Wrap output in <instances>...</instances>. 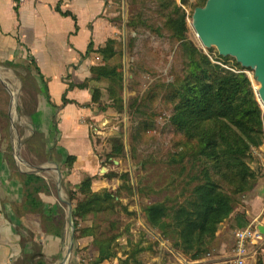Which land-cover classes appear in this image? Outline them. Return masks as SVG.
Masks as SVG:
<instances>
[{"label":"rangeland","instance_id":"rangeland-1","mask_svg":"<svg viewBox=\"0 0 264 264\" xmlns=\"http://www.w3.org/2000/svg\"><path fill=\"white\" fill-rule=\"evenodd\" d=\"M174 1L185 14L186 39L213 65L231 72L242 68L264 118V105L257 96L259 83L253 71L242 67L234 58L221 55L214 46H203L192 27L195 10L204 7L207 0ZM167 13L159 9L156 0H107L105 18L113 28L110 39L115 50L107 66L121 74L122 88L117 90L121 101L116 104L109 99L107 80L91 81L95 75L90 69L103 63L99 55L91 56L93 64L87 67L86 73L80 70L76 75H66L70 92L66 95L80 101L81 107L76 108L88 109V115L77 120L89 132L91 151L87 160L83 149H78L77 169H74L75 162L72 165L65 162L68 153L64 141L82 137L81 132L71 134L72 126L67 122L59 129L61 109L50 104L46 82L28 56L21 51L7 59L0 56V164L6 177L9 176L7 191L11 192V199L5 205L11 220L17 222V230L24 233V242L32 246L34 263L94 264L98 255L94 238L104 239L105 246L110 240L112 257L101 264H124L125 260L127 264H189L192 261L190 253H184L174 240L153 228L143 212L151 204L183 203L196 183L189 182V178L198 170L186 138L169 122L172 107L170 99L164 97L165 87L183 75L186 61L179 43L171 38L170 27L165 24ZM80 85L86 86L87 97L84 89L78 88ZM49 94L55 102L60 101L57 83L50 85ZM93 94L98 95L96 103ZM60 104L66 103L60 101ZM68 114L72 115V110ZM141 122H149L150 127L138 135L136 128ZM255 155L252 153L248 160L249 166ZM89 174L93 177L92 190H107L115 195V201L112 207L78 218L74 228L73 218L69 220V206L72 209L84 199L78 187ZM26 175L41 180L33 198L41 203L42 213L25 208ZM4 192L3 188L1 194ZM69 192L76 194L71 202ZM241 200L237 207L242 210ZM45 209L53 211L52 217H47L49 213ZM228 222H224L227 226L216 236L208 254L197 260L199 264H211L229 255L236 222L232 225ZM52 227L61 229V238L51 239L45 233V228ZM71 235L74 242L67 254ZM48 240L56 244L52 258L43 255Z\"/></svg>","mask_w":264,"mask_h":264},{"label":"trees","instance_id":"trees-1","mask_svg":"<svg viewBox=\"0 0 264 264\" xmlns=\"http://www.w3.org/2000/svg\"><path fill=\"white\" fill-rule=\"evenodd\" d=\"M159 9L167 13L171 38L179 43L185 56L184 72L181 78L165 87V98L170 99L172 113L171 126L186 138L190 155L198 162L196 174L189 182H196L183 203L167 206L165 203L151 204L143 212L148 223L169 239L184 253H190L192 261L208 254L220 225L233 216L237 229L244 228L248 221L242 213H236L241 197L250 192L256 181L248 160L255 149L264 143V118L248 76L241 71L231 72L213 65L190 41L186 39L185 14L174 0H156ZM182 2V0H181ZM185 2V0H183ZM57 12H60L56 9ZM70 16L68 13H61ZM114 41L106 43L94 53L102 58L103 66L91 68L95 75L91 81L107 80L109 99L120 103L118 91L122 88L121 74L107 62L115 56ZM93 52L91 44L87 53ZM41 77L34 60L28 57ZM79 89H87L80 85ZM93 102L98 99L93 94ZM64 103L65 99L62 100ZM136 128L138 135L149 131V122H141ZM65 162L72 165L75 157L66 155ZM113 176V175H111ZM111 176H109L111 178ZM39 178L26 175L24 181L25 208L32 212L41 211V203L33 198L37 192ZM93 177L87 176L79 185V193L84 199L72 207L74 228L76 220L86 214L100 212L112 207L115 195L109 191L94 192ZM33 185V186H32ZM32 188V191H30ZM75 193L69 192L70 202ZM49 216L52 210L45 209ZM236 213V214H234ZM61 229L45 228V232L59 235ZM97 258L94 264L110 259V240L94 238ZM42 256V254H38ZM35 254L24 257L22 264L34 263ZM125 260L124 264H127Z\"/></svg>","mask_w":264,"mask_h":264},{"label":"crops","instance_id":"crops-1","mask_svg":"<svg viewBox=\"0 0 264 264\" xmlns=\"http://www.w3.org/2000/svg\"><path fill=\"white\" fill-rule=\"evenodd\" d=\"M106 3L107 0H0V56L7 59L21 51L34 60L41 78L46 82L50 104L61 109L59 129L62 123L67 122L72 126L71 134L76 135V131H80L83 135L64 141L68 155L75 157L74 169H77L80 163L78 149H83L81 150L85 152V159L88 158V151H91L89 132L85 126H79L77 120L78 117L88 115V109L76 108L81 107L80 101L66 95L70 92L67 90L68 81H65V77L76 75L80 70L86 73L87 67L93 64L91 56L97 55L94 52L111 38L113 28L105 18ZM56 9L70 16H63ZM90 44L93 52L87 53ZM53 83L58 85L57 97H60V101L67 100L63 106L60 101L55 102L49 94L50 85ZM83 94L87 97V89H84ZM70 110L72 115L68 114ZM81 144L84 146L79 147ZM253 153L256 155L251 160L250 168L256 177L255 185L241 197L242 210L238 208L235 212L242 213L248 225L254 222L263 230L262 238L250 251L248 264H264V143ZM3 170L4 166L0 164V264H18L19 259L22 264L24 257L35 253L31 250L29 242H24V233L17 230V222H14L13 218L11 220L8 215V205H5V202L11 199V192L7 191L10 188L9 176L6 177ZM12 185L13 183H10V186ZM3 188L4 195L1 194ZM227 221L228 225H232L233 216L225 222ZM226 226L223 222L216 236ZM233 228H236L234 223ZM45 233L51 239L61 238V233ZM55 247L53 240H48L44 245L43 255L55 257ZM230 254L231 251L228 256Z\"/></svg>","mask_w":264,"mask_h":264},{"label":"water","instance_id":"water-1","mask_svg":"<svg viewBox=\"0 0 264 264\" xmlns=\"http://www.w3.org/2000/svg\"><path fill=\"white\" fill-rule=\"evenodd\" d=\"M192 27L203 46H214L253 71L259 83L258 100L264 105V0H207L195 10ZM71 217L69 206L70 221ZM70 238L67 254L74 242L73 235Z\"/></svg>","mask_w":264,"mask_h":264},{"label":"built area","instance_id":"built-area-1","mask_svg":"<svg viewBox=\"0 0 264 264\" xmlns=\"http://www.w3.org/2000/svg\"><path fill=\"white\" fill-rule=\"evenodd\" d=\"M262 238L257 223L252 222L234 232L233 248L230 256L211 264H248L252 247ZM189 264H199L198 261Z\"/></svg>","mask_w":264,"mask_h":264}]
</instances>
